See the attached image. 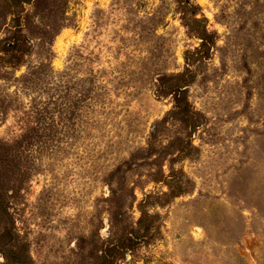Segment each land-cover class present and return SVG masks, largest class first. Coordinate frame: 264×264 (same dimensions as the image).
Segmentation results:
<instances>
[{"label": "rangeland", "instance_id": "obj_1", "mask_svg": "<svg viewBox=\"0 0 264 264\" xmlns=\"http://www.w3.org/2000/svg\"><path fill=\"white\" fill-rule=\"evenodd\" d=\"M0 264H264V0H0Z\"/></svg>", "mask_w": 264, "mask_h": 264}]
</instances>
